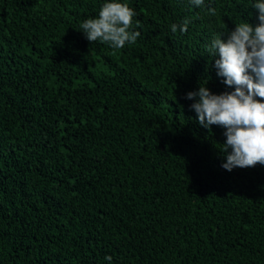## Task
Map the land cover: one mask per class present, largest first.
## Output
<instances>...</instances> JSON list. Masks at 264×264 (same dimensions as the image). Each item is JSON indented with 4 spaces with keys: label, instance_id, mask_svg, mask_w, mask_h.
<instances>
[{
    "label": "trees",
    "instance_id": "trees-1",
    "mask_svg": "<svg viewBox=\"0 0 264 264\" xmlns=\"http://www.w3.org/2000/svg\"><path fill=\"white\" fill-rule=\"evenodd\" d=\"M107 2L123 48L82 33ZM256 2L0 0V264H264V165L222 168L186 99L234 90L207 46Z\"/></svg>",
    "mask_w": 264,
    "mask_h": 264
},
{
    "label": "clouds",
    "instance_id": "clouds-1",
    "mask_svg": "<svg viewBox=\"0 0 264 264\" xmlns=\"http://www.w3.org/2000/svg\"><path fill=\"white\" fill-rule=\"evenodd\" d=\"M192 3L203 6V0H192ZM252 8L258 12V24L236 25L226 39L222 40V34H218L207 46L212 58L218 57L214 63L217 76L223 78L226 86H234V90L213 94L204 86L206 81L198 90L186 94V99L193 101L190 109L202 127L210 129L212 125H219L225 129L226 140L220 149L224 157L221 167L229 172L234 168L264 165V0H258ZM215 12L214 8H208L209 14L215 15ZM133 16V10L126 4L107 2L98 18L82 24V33L89 42L99 39L123 48L126 42H134L141 34L129 31ZM189 23L185 20L179 26L173 24L171 30L175 33L179 27L184 33ZM105 259L111 264V257Z\"/></svg>",
    "mask_w": 264,
    "mask_h": 264
},
{
    "label": "bare ground",
    "instance_id": "bare-ground-1",
    "mask_svg": "<svg viewBox=\"0 0 264 264\" xmlns=\"http://www.w3.org/2000/svg\"><path fill=\"white\" fill-rule=\"evenodd\" d=\"M159 60H160V59H159ZM188 70H189V69H188ZM134 73H135V72H134ZM134 73H133V74H134Z\"/></svg>",
    "mask_w": 264,
    "mask_h": 264
}]
</instances>
